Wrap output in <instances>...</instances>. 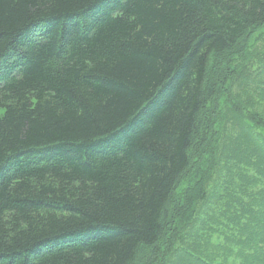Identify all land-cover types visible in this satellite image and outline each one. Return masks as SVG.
<instances>
[{"label":"trees","instance_id":"1","mask_svg":"<svg viewBox=\"0 0 264 264\" xmlns=\"http://www.w3.org/2000/svg\"><path fill=\"white\" fill-rule=\"evenodd\" d=\"M263 24L264 0H0V264H264V49L214 77Z\"/></svg>","mask_w":264,"mask_h":264},{"label":"rangeland","instance_id":"2","mask_svg":"<svg viewBox=\"0 0 264 264\" xmlns=\"http://www.w3.org/2000/svg\"><path fill=\"white\" fill-rule=\"evenodd\" d=\"M236 48L237 49L234 51L235 53L219 57L217 59L218 60L217 64L214 65V77H215V82H216V85L218 86V88H220L222 85L225 88H229L230 83H231V87L233 85L232 79L230 78V75H231L230 71L229 70L227 71V68L225 66V64L228 62V60H231V62H232V61H234L235 58H237L238 60L236 61V64H241V63H243L242 60H243V57L245 56L246 49H248V48H251V49L258 48V50H260L261 48L264 49V24L262 26H259L258 28L253 29V31H250L243 38L242 42ZM254 52H253V55L256 56L258 53L256 51V54H254ZM249 58L251 59V57L248 56L246 58V61H248ZM251 60L254 61V57H252ZM253 63L255 64V62H253ZM223 92H225V90ZM223 94H225V93H222V95L220 97V99H222V100H220V104L218 105L220 108L222 107L223 96H225ZM184 185H185V177L183 176L178 181V184L176 185L174 195L172 197L173 200H175L176 197L177 198L179 197L178 194L182 191ZM173 202L174 203L171 204V206L177 204L178 199L173 201ZM212 240L214 242H216L218 240L217 234L212 236ZM163 241L166 242L165 239H163ZM145 253H147V254H145V256L149 254V252H145ZM142 259L144 260V256L140 257V260H142ZM234 259H235V257L231 255L228 258L229 264H231L234 261Z\"/></svg>","mask_w":264,"mask_h":264}]
</instances>
